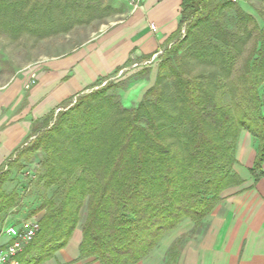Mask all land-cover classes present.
Returning <instances> with one entry per match:
<instances>
[{
	"label": "trees",
	"instance_id": "obj_1",
	"mask_svg": "<svg viewBox=\"0 0 264 264\" xmlns=\"http://www.w3.org/2000/svg\"><path fill=\"white\" fill-rule=\"evenodd\" d=\"M103 9L100 0H0V37L67 34L115 13ZM181 9L167 44L174 42L135 107H123L115 90L129 79L98 88L100 78L53 123L54 112L35 121L25 148L0 169V215L17 205L18 194L4 186L24 155L42 153L38 182L53 189L34 212L44 214L19 264L52 258L78 227L80 259L139 263L242 183L233 167L243 131L257 141L250 174L263 176L264 26L230 1L182 0ZM147 69L134 76L145 78Z\"/></svg>",
	"mask_w": 264,
	"mask_h": 264
},
{
	"label": "crops",
	"instance_id": "obj_2",
	"mask_svg": "<svg viewBox=\"0 0 264 264\" xmlns=\"http://www.w3.org/2000/svg\"><path fill=\"white\" fill-rule=\"evenodd\" d=\"M181 4L182 0H138L126 15H109L90 41L50 60L38 84L10 111L19 115L0 114V169L26 142L35 120L58 110L130 60L146 62L160 51L178 28ZM2 103L3 98L0 110ZM256 155L257 141L241 132L233 170L242 183L224 191L199 225L184 220L137 264H264V174L258 180L250 174ZM261 167L264 173V162ZM81 242L78 227L67 245L42 264H99L94 257L80 259Z\"/></svg>",
	"mask_w": 264,
	"mask_h": 264
},
{
	"label": "rangeland",
	"instance_id": "obj_3",
	"mask_svg": "<svg viewBox=\"0 0 264 264\" xmlns=\"http://www.w3.org/2000/svg\"><path fill=\"white\" fill-rule=\"evenodd\" d=\"M137 1L138 0H100L103 6L107 7V9H103V12H108V8H112L115 13H120V16L126 15L133 7L132 5L136 4ZM234 4L240 6L245 12L254 17L260 27L264 26L263 0H239V2ZM107 18L108 17L94 20L87 25L77 26L67 34H59L40 40L30 35H25L17 41L0 37V99L3 98L4 100L0 114L6 116L9 113L10 118L18 116V113H11L10 111L22 100L23 96L26 98L27 92L38 84L39 76L45 71L46 64L50 62V60L60 58L94 38L100 33L103 26L106 25L105 22ZM118 19H120L119 16L114 18V20ZM183 33L184 31L181 33L182 36ZM173 42L164 45L161 50L156 53V56H152L146 62H140L138 59L130 60L129 63L120 68L119 71L104 77L100 81L98 88H102L105 84L118 83L129 79V84H127L126 88L115 90L116 94L120 97V102L123 107H135L141 101L144 92L153 85L160 56H162L166 49L171 47ZM146 69L149 71L147 72V76L145 75V78L134 76L136 73ZM18 85L20 86L18 91L13 92ZM91 91L92 90L84 91L83 94H87ZM259 94L264 103V83L259 89ZM76 100L77 96H73L64 102L58 110L54 111V116L50 124L54 122L58 112L71 107L75 104ZM23 104H25L24 101L22 102V105ZM51 113L53 112H50L46 116ZM46 116L37 120H41ZM29 142L30 140L27 144H29ZM25 146L26 144H23L20 149L25 148ZM15 156L14 154L10 159L12 163L15 161ZM42 156V153H37L33 156L24 155L19 161L12 165L11 175L4 186V191L7 194L12 192L18 194L17 205L0 215V228L5 222H7V224H17L30 217L38 219L44 214V211L34 214V212L41 207L45 198L51 197L53 193V189L44 190L42 185L38 182V174L42 170ZM6 169L5 167L4 170Z\"/></svg>",
	"mask_w": 264,
	"mask_h": 264
},
{
	"label": "built area",
	"instance_id": "obj_4",
	"mask_svg": "<svg viewBox=\"0 0 264 264\" xmlns=\"http://www.w3.org/2000/svg\"><path fill=\"white\" fill-rule=\"evenodd\" d=\"M223 1L239 2V0ZM150 29L155 31L153 25H150ZM37 232L38 219L34 217L17 224H7L5 222L0 228V264H19L18 255L33 241Z\"/></svg>",
	"mask_w": 264,
	"mask_h": 264
}]
</instances>
